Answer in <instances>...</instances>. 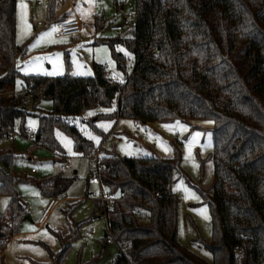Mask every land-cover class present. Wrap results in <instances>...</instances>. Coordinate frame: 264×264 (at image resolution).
<instances>
[{
    "label": "trees",
    "instance_id": "obj_1",
    "mask_svg": "<svg viewBox=\"0 0 264 264\" xmlns=\"http://www.w3.org/2000/svg\"><path fill=\"white\" fill-rule=\"evenodd\" d=\"M16 8L17 0H0V138L12 134L17 119L28 138L25 119L34 114L35 142L63 160L66 148L58 133L71 140L77 155L92 158L100 144L82 128L102 143L108 130L101 123L114 125L120 117L213 124L212 237L200 239L212 262L178 239L180 197L173 186L183 157L175 143L171 157H127L113 149L101 155L100 181L112 197L111 235L106 230L105 240L126 246L111 264H264V0H135L132 34L108 40L112 76L98 63L91 76L22 75ZM54 11L51 5L50 22ZM95 26H106L103 16L95 17ZM19 76L22 89L11 93ZM44 99L52 101L51 110L40 107ZM15 156L12 147L0 148V194L9 197L0 218V247L29 214L14 186ZM70 182L56 175L38 184L43 195L58 198ZM6 220L12 222L8 230ZM76 226L72 221L67 234L55 232L61 243L52 254L55 264L64 263L79 237ZM102 255L77 264H97Z\"/></svg>",
    "mask_w": 264,
    "mask_h": 264
},
{
    "label": "rangeland",
    "instance_id": "obj_2",
    "mask_svg": "<svg viewBox=\"0 0 264 264\" xmlns=\"http://www.w3.org/2000/svg\"><path fill=\"white\" fill-rule=\"evenodd\" d=\"M51 5H54L56 13L66 11L71 18L81 16L84 23L82 32L58 38L55 31L40 41L38 46H34L42 34L50 32L54 27L58 29L57 21L46 19ZM96 16H103L106 26L93 30ZM134 22L135 0H65L63 3L57 0H17L16 42L21 47L17 56L19 71L22 75L55 77L69 73L73 76H91L94 63H98L107 67L109 75H116L108 40L116 36H130ZM113 25H121L124 29L112 31L109 27ZM131 66L132 60L129 59V70ZM22 85L23 80L19 76L11 93L20 92ZM40 107L49 111L52 101L44 99ZM28 108L32 111V104ZM112 124L101 123L105 130L111 128L102 143L88 129L82 128L84 134L97 145L102 144L101 151L98 147L94 155L97 152L102 155L105 150L113 149L127 157H171L174 155V144L179 143L183 157L181 173L176 172L173 186V191L180 197L178 239L204 260L212 262L211 252L200 242V239L209 241L212 237L208 205L214 180V162L210 156L213 151L212 122L174 120L143 123L133 118L120 117ZM38 125L36 115L26 117L25 128L29 136L36 132ZM20 127L21 120L17 119L13 136L0 138V148L12 147L15 152L11 167L16 178L14 186L26 201L29 215L21 222L19 233L4 240L3 247H0V264H55L53 255L61 250L55 232L67 234L72 221L77 224L75 230L79 229L80 235L72 242L63 264H77L79 260L87 262L102 253L97 264H111L119 249L113 240H105L106 221L100 211L102 202L98 199L101 194L110 196L109 189L93 175V160L77 155L71 140L58 133L64 142L67 156L64 161L59 160L44 145L21 135ZM66 163L69 168L62 169L61 166ZM32 169L35 172H31ZM56 175L71 181L63 192L66 199L59 202L40 225L38 220L41 212L52 198L42 194L38 183ZM111 200L112 197L107 202L108 206ZM96 202L100 206L97 216L93 217ZM8 203L9 197L0 194V218L6 214ZM81 221L85 222L79 226ZM8 223L12 224L6 220V230L11 228Z\"/></svg>",
    "mask_w": 264,
    "mask_h": 264
},
{
    "label": "built area",
    "instance_id": "obj_3",
    "mask_svg": "<svg viewBox=\"0 0 264 264\" xmlns=\"http://www.w3.org/2000/svg\"><path fill=\"white\" fill-rule=\"evenodd\" d=\"M57 1H58V3H63L65 0H57ZM83 26H84L83 19L80 16H76V17H73L70 19L63 20L62 22L59 23L58 30L55 32V36L60 38V37H69V36L78 35L82 32ZM109 28H110V30L116 31V32L122 31L124 29L121 25H116V26L113 25V26H110ZM92 29L95 30L96 26L93 25ZM107 73H108V70H107ZM11 136H13V135L11 134ZM28 139L33 140L34 139V133L33 134L31 133V135L28 137ZM101 146H102V144L99 146V150H100V148H102ZM91 160H93V162H94L93 175L99 180V182H101L100 181V168H101V165H100L101 154H100V152H97L91 158ZM61 168L67 169V168H69V164L68 163L63 164L61 166ZM31 172H35V169H32ZM98 199H100L102 202L100 211H101V215L104 217V219L106 221V230H107L108 234L111 235L110 230L108 228V209H109V206L107 204V202L110 201L111 197L108 195L101 194V196H99ZM56 203L57 202L55 201V199H52L50 201V203L48 204V206L43 210L41 217L39 219V223L41 225L46 221L47 216L49 215L51 209L56 205ZM7 225L9 227L12 226L11 223H8ZM117 247L119 249V252L124 253L123 251L126 248V246L117 245ZM127 264H131V263L128 261Z\"/></svg>",
    "mask_w": 264,
    "mask_h": 264
},
{
    "label": "crops",
    "instance_id": "obj_4",
    "mask_svg": "<svg viewBox=\"0 0 264 264\" xmlns=\"http://www.w3.org/2000/svg\"><path fill=\"white\" fill-rule=\"evenodd\" d=\"M76 17V16H75ZM81 17V16H80ZM71 18V16L70 15H68V12H66V11H63V12H58V13H56V11H54V14H53V19H52V21H57V24L58 23H60V22H62L63 20H66V19H70ZM73 18V17H72ZM46 19H47V13H46ZM103 19H104V22L106 23V20H105V18L103 17ZM59 25V24H58ZM111 129V128H110ZM109 129V130H110ZM108 130V131H109ZM67 156H65V158H66ZM64 161V160H63ZM52 199H55V201L57 202L56 203V205L59 203V202H61L62 200H64V199H66V197H64V194L61 196V198L60 199H58V200H56V198H52ZM51 199V200H52ZM50 200V201H51ZM50 203V202H49ZM56 205L51 209V211H50V213L52 212V210L56 207ZM48 206V205H47ZM42 212H43V210H42ZM42 212H41V214H42ZM49 213V214H50ZM29 215V214H28ZM49 216V215H48ZM47 216V217H48ZM41 217V216H40ZM40 219V218H39ZM38 223H39V220H38ZM40 224V223H39ZM41 225V224H40Z\"/></svg>",
    "mask_w": 264,
    "mask_h": 264
},
{
    "label": "snow or ice",
    "instance_id": "obj_5",
    "mask_svg": "<svg viewBox=\"0 0 264 264\" xmlns=\"http://www.w3.org/2000/svg\"><path fill=\"white\" fill-rule=\"evenodd\" d=\"M29 28H30V26H29ZM57 30L58 29L54 27L50 32L42 34L40 37L37 38V42H36V44L34 46H38V44H39L40 41H42L43 39H46V38L50 37L52 35V33H54ZM197 135H199V133H197Z\"/></svg>",
    "mask_w": 264,
    "mask_h": 264
}]
</instances>
